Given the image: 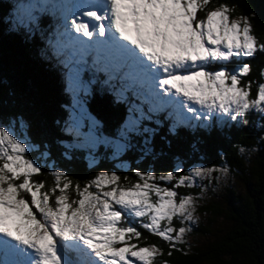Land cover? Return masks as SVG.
Returning <instances> with one entry per match:
<instances>
[{
  "label": "snow or ice",
  "instance_id": "1",
  "mask_svg": "<svg viewBox=\"0 0 264 264\" xmlns=\"http://www.w3.org/2000/svg\"><path fill=\"white\" fill-rule=\"evenodd\" d=\"M209 4L20 0L14 6L11 30L26 38L39 33L45 42L41 53H50L65 70L71 103L61 131L72 137L71 143L58 141L65 158L72 149L101 144L112 149L113 158L137 148L151 154L159 114L169 109L170 135L183 126L193 135L199 130L223 136L227 128L246 125L249 113L264 119V82L254 98L252 81L242 83L251 70L246 61L264 53V43H258L248 17L233 18L234 6L208 9ZM233 61L237 66L230 70ZM93 84L106 86L116 101L128 102L129 92L138 101L128 104L127 117L112 136L100 132V122L85 107ZM29 128L22 116L0 122V264H155L163 251L157 244L141 246L140 229L166 242L168 255L180 250L189 222L195 223L196 198H178L176 189L193 187L216 171L229 172L226 166L192 164L180 174L184 162L178 160L160 174L137 169L136 182L122 184L116 172L99 171L83 187L76 183V198L70 199L73 181L66 172L51 171L54 184L47 190L33 179L43 174L40 161L49 158L50 145L41 151ZM190 147L198 151V143Z\"/></svg>",
  "mask_w": 264,
  "mask_h": 264
},
{
  "label": "trees",
  "instance_id": "2",
  "mask_svg": "<svg viewBox=\"0 0 264 264\" xmlns=\"http://www.w3.org/2000/svg\"><path fill=\"white\" fill-rule=\"evenodd\" d=\"M19 2L0 0V122L8 117L22 116L30 125L28 134L31 140L42 146L41 151L45 150L43 145H50L49 158L45 162L40 161L43 174L33 179L43 181L46 190L50 189L54 178L50 175L49 165H54L55 170L66 172L73 181L69 196L75 199L74 185L79 183L83 187L99 171L116 172L124 184L136 182L134 171L137 169L160 174L171 171L178 160L184 162V172L180 174H185L192 164L217 169L226 166L228 174L240 184V189H227L223 202L207 201L199 207L200 213L208 216V222L197 226L193 234L204 238V241L197 244L186 240V243L177 245L180 250H172L168 255L166 242L140 229L144 239L139 243L141 246L157 244L162 249L163 255L156 258L155 264H264V119L249 113L246 125L227 128L223 136L216 132L206 136L199 130L193 135L182 126L176 129V135H170L168 127L172 120L160 113L161 126L153 139L151 154L145 155L137 148L113 158L111 148L98 146L96 151L72 149L69 151L71 158H65L62 155L65 149L58 143L60 140L72 142V137L61 131L71 103V96L65 90V70L50 53H41L45 42L40 41L39 33L35 38H26L11 30L12 13ZM219 4L234 6L233 18L240 15L248 17L258 43H264V0H210L208 9ZM203 15L204 11L198 12V16ZM43 25L46 31L49 30L48 18ZM246 62L251 65V70L242 83L252 81L254 98L258 84L264 82V75H261L264 72V53L258 52ZM235 66V61L227 65L230 70ZM98 75L104 78L102 73ZM127 95L128 102L116 101L106 86L91 85L85 107L100 122V132L104 135L112 136L126 119L128 104L138 103L131 92ZM149 126L155 127L154 124ZM192 143H198V151H192ZM90 156L94 157V164H90ZM125 176L127 181L123 179ZM176 191L178 198L198 194L194 187H180ZM218 221L224 229L207 239L214 234L212 224ZM173 223L180 226L176 220Z\"/></svg>",
  "mask_w": 264,
  "mask_h": 264
},
{
  "label": "rangeland",
  "instance_id": "3",
  "mask_svg": "<svg viewBox=\"0 0 264 264\" xmlns=\"http://www.w3.org/2000/svg\"><path fill=\"white\" fill-rule=\"evenodd\" d=\"M55 20L52 21L53 29L55 26ZM88 76H85V79H87ZM170 111V109L168 110ZM167 116V115H166ZM104 145H99V147ZM105 147V146H104ZM98 148V147H97ZM90 151H96L89 149ZM34 154V153H32ZM120 156V155H119ZM42 162H45L44 160H41ZM94 164V163H92ZM43 165V163H42ZM49 168L53 171L55 168L49 165ZM126 168V167H124ZM197 191V195H193V197L196 198V210L194 213L195 216V223L189 222L188 227L191 229L189 232L185 234L184 240H188V242L194 241L197 244L201 243V241H204V238H201L197 235L193 234V230L196 229L197 226L204 225L208 222V216L200 213L199 207L203 205L204 203L208 202H223L225 198V193L227 189L231 190H239L240 184L237 182L236 179L232 178L229 174L227 175H221L219 171L213 172L211 177H205L203 179H197L195 186H193ZM191 188V187H190ZM213 227H211V230L214 231V234L211 236L209 235L207 239H211L219 232H221L224 229V226L220 221H218L216 224H212Z\"/></svg>",
  "mask_w": 264,
  "mask_h": 264
}]
</instances>
